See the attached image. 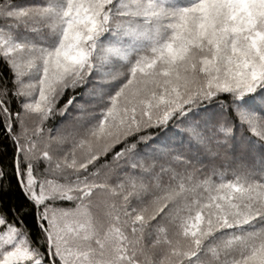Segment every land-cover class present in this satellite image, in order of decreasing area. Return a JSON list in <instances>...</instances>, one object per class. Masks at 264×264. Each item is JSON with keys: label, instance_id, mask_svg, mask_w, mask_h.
<instances>
[{"label": "snow or ice", "instance_id": "6c2138e0", "mask_svg": "<svg viewBox=\"0 0 264 264\" xmlns=\"http://www.w3.org/2000/svg\"><path fill=\"white\" fill-rule=\"evenodd\" d=\"M0 264H264V0H0Z\"/></svg>", "mask_w": 264, "mask_h": 264}]
</instances>
